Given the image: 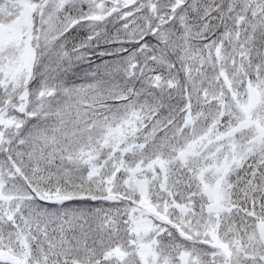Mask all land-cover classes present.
<instances>
[{
  "label": "snow or ice",
  "instance_id": "obj_1",
  "mask_svg": "<svg viewBox=\"0 0 264 264\" xmlns=\"http://www.w3.org/2000/svg\"><path fill=\"white\" fill-rule=\"evenodd\" d=\"M0 264H264V0H0Z\"/></svg>",
  "mask_w": 264,
  "mask_h": 264
}]
</instances>
